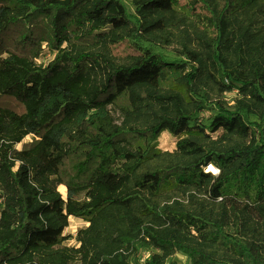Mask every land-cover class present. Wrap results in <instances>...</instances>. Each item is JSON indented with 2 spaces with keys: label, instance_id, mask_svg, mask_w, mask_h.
<instances>
[{
  "label": "trees",
  "instance_id": "trees-1",
  "mask_svg": "<svg viewBox=\"0 0 264 264\" xmlns=\"http://www.w3.org/2000/svg\"><path fill=\"white\" fill-rule=\"evenodd\" d=\"M129 1L0 0V264H264V0Z\"/></svg>",
  "mask_w": 264,
  "mask_h": 264
},
{
  "label": "rangeland",
  "instance_id": "rangeland-1",
  "mask_svg": "<svg viewBox=\"0 0 264 264\" xmlns=\"http://www.w3.org/2000/svg\"><path fill=\"white\" fill-rule=\"evenodd\" d=\"M127 1H128V3L130 2L129 0H127ZM118 52L122 53V54H128L131 52V50L129 49L127 44H124L123 47ZM227 99L230 101L231 97H227ZM113 114H114L115 118L117 119V122H119L121 120L120 119V112L116 109H113ZM206 115H207V113H206ZM177 139L178 138H175V136L172 133L167 131V132H164L161 134L158 143L162 149L173 151L176 148ZM59 188H60V191L62 192L63 196L66 197L67 196V187L65 185H63V186H60ZM72 220L73 221H71V225L68 227V229L65 232L67 235H68V233H71L72 230H75L76 228L77 229L81 228L82 226L85 225V222L82 219L73 218ZM76 233H74V234H76ZM70 244H75V241L72 240L70 242ZM173 261H177L179 264H191L190 256L184 252H179V253L175 254L169 262L173 263Z\"/></svg>",
  "mask_w": 264,
  "mask_h": 264
},
{
  "label": "built area",
  "instance_id": "built-area-1",
  "mask_svg": "<svg viewBox=\"0 0 264 264\" xmlns=\"http://www.w3.org/2000/svg\"><path fill=\"white\" fill-rule=\"evenodd\" d=\"M207 170H211V172L213 173V174H218L219 173V169H209V167H208V169ZM73 221V220H72ZM76 231H77V228L75 229V230H72V233H76Z\"/></svg>",
  "mask_w": 264,
  "mask_h": 264
},
{
  "label": "bare ground",
  "instance_id": "bare-ground-1",
  "mask_svg": "<svg viewBox=\"0 0 264 264\" xmlns=\"http://www.w3.org/2000/svg\"><path fill=\"white\" fill-rule=\"evenodd\" d=\"M209 169H216V167L213 164H210Z\"/></svg>",
  "mask_w": 264,
  "mask_h": 264
},
{
  "label": "crops",
  "instance_id": "crops-1",
  "mask_svg": "<svg viewBox=\"0 0 264 264\" xmlns=\"http://www.w3.org/2000/svg\"><path fill=\"white\" fill-rule=\"evenodd\" d=\"M62 186H63V185H62ZM73 218H75V217H72L71 220H72ZM77 219H79V218H77ZM84 222H85V221H84ZM86 224H87V223L85 222V225H86ZM71 233H72V232H71Z\"/></svg>",
  "mask_w": 264,
  "mask_h": 264
}]
</instances>
